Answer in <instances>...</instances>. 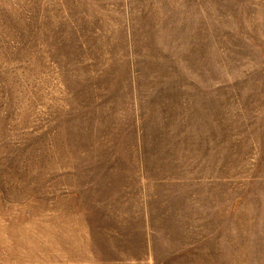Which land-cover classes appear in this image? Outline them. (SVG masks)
Listing matches in <instances>:
<instances>
[{
    "label": "rangeland",
    "instance_id": "374dc122",
    "mask_svg": "<svg viewBox=\"0 0 264 264\" xmlns=\"http://www.w3.org/2000/svg\"><path fill=\"white\" fill-rule=\"evenodd\" d=\"M0 264H264V0H0Z\"/></svg>",
    "mask_w": 264,
    "mask_h": 264
}]
</instances>
